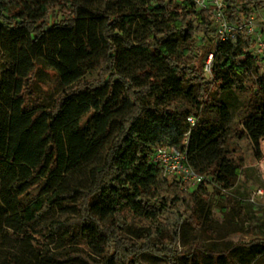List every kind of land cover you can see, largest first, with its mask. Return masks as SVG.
Masks as SVG:
<instances>
[{
  "label": "trees",
  "instance_id": "obj_1",
  "mask_svg": "<svg viewBox=\"0 0 264 264\" xmlns=\"http://www.w3.org/2000/svg\"><path fill=\"white\" fill-rule=\"evenodd\" d=\"M93 1L99 0H0V240L12 230L34 258L8 256L2 264H141L146 253L165 264H235L231 255L240 247L248 250L241 264L264 258V223L221 237L210 207L220 191L211 193L204 176L188 192L154 162L160 149L186 152L202 174L226 137L235 145L248 136L259 150L264 55L253 52L245 33L236 45L218 41L208 53L207 78L197 35L214 36L215 25L193 0H106L105 9ZM261 10L264 0H227L232 23ZM159 17L168 22L162 30ZM140 19L149 27L136 44L132 30ZM176 36L194 49L189 65L171 48ZM138 52L146 62L123 73V60ZM39 60L53 70L54 89L36 90ZM239 94L248 100L236 104ZM120 99L118 116L113 108ZM106 141L89 187L66 189L67 175ZM58 207L73 212L58 219ZM185 228L194 236L249 234L250 240L223 251L201 243L182 250ZM200 253L212 263L200 261Z\"/></svg>",
  "mask_w": 264,
  "mask_h": 264
},
{
  "label": "rangeland",
  "instance_id": "obj_2",
  "mask_svg": "<svg viewBox=\"0 0 264 264\" xmlns=\"http://www.w3.org/2000/svg\"><path fill=\"white\" fill-rule=\"evenodd\" d=\"M130 1L134 4L139 3V0ZM126 3L127 2L123 1L122 5H126ZM106 4V0L93 1L92 3L94 7L100 6L102 9L106 8ZM259 13L263 20L264 10H261ZM59 19H62V17L60 16ZM167 24L168 22L163 17L158 18L157 27L159 30L166 28ZM148 27L149 24L147 25L146 20H138L132 30V40L134 43L138 44L143 41ZM236 42L237 39L225 45H236ZM170 44L179 62L189 65L191 63L190 52H194L193 47L179 36L172 38ZM218 44L216 34L208 38H204L203 34L197 35V48L200 55H203L204 63H207L209 56L212 55L208 53L215 50ZM129 57L131 59H124L121 64V71L123 73H134L137 67L146 62L145 57L140 52L134 53L132 57ZM38 63L40 64L38 73L39 84L36 85V90L42 92V86L54 89L56 86V78L53 70L43 60H39ZM258 66L264 67V61H260ZM92 76L95 77V75ZM206 77L210 78L208 74H206ZM235 97L236 104H241L248 100V96L244 94H239ZM122 108L123 101L120 99L118 105L114 107L113 110L120 116ZM237 121L238 117L235 118L234 123ZM118 125V123H115L113 126L110 140L115 136ZM108 143L109 142L106 141L98 153L91 156L79 171L67 175L64 185L66 189H70V187L87 189L89 187V171L93 167L102 164L108 148ZM234 144L235 145L229 141V137H226L222 145L210 156L208 165L200 170V172L211 181L208 188L209 191L211 193L217 190L220 191V194L215 196L210 207L213 227L221 231V237H224L228 231L247 229L250 223L256 226L264 223V196L257 199L256 202H251L252 196L257 189H263L264 191V139L261 141L259 150L255 148L248 136L238 138ZM183 187L188 192L192 191L190 185H184ZM41 190L40 188L37 194H40ZM227 196H229V199H226ZM78 202L79 196L73 200L74 204ZM57 211L58 219H63L73 212L72 210L61 207H58ZM260 230L263 232L264 227H260ZM181 235L182 241L180 248L182 250L192 244L201 243L209 249L223 251L235 247L239 241L248 242L250 240L249 234H234L230 237L219 239H212L211 236H208L204 232L194 236L193 231L189 228L182 229ZM59 244L60 243L57 242L52 245V247L56 248ZM27 250L28 247L26 243L21 240V237L14 234L12 230L8 231L6 237L0 240V264H2L8 256L21 258L23 259L22 261L26 263L27 260L30 259V256L33 258L32 255L27 254ZM247 251V249L242 247L235 248L231 255L233 262L235 264H241V259L245 257ZM198 258L202 262L212 263L206 255L201 253L198 255ZM140 262L141 264H165L162 260L148 253L140 257ZM254 264H264V258L256 260Z\"/></svg>",
  "mask_w": 264,
  "mask_h": 264
},
{
  "label": "built area",
  "instance_id": "obj_3",
  "mask_svg": "<svg viewBox=\"0 0 264 264\" xmlns=\"http://www.w3.org/2000/svg\"><path fill=\"white\" fill-rule=\"evenodd\" d=\"M197 9L207 12L215 25L218 41L230 42L238 39L243 33L247 34L253 43V52L258 56L264 55V19L260 13L244 16L240 22L232 23L227 14V0H193ZM213 55L205 66V73L211 76ZM194 125L195 120L189 119ZM154 162L160 164L166 176L173 178L182 185H190L192 190L201 185L205 177L191 165L186 152H175L170 149H160L155 153ZM264 196L263 189H257L251 202Z\"/></svg>",
  "mask_w": 264,
  "mask_h": 264
}]
</instances>
